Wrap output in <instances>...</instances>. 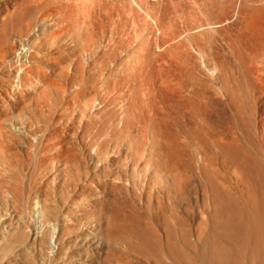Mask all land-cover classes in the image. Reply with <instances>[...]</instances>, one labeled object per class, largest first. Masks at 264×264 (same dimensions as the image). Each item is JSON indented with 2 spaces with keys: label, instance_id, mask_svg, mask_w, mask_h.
Masks as SVG:
<instances>
[{
  "label": "rangeland",
  "instance_id": "rangeland-1",
  "mask_svg": "<svg viewBox=\"0 0 264 264\" xmlns=\"http://www.w3.org/2000/svg\"><path fill=\"white\" fill-rule=\"evenodd\" d=\"M149 1L154 3L153 0ZM228 1L211 0V3L205 0L204 4L203 0H173L175 5L168 4V10L170 16L176 18L177 22L174 20L176 24L181 22L177 19L179 15L191 23L205 18L206 13L207 16L213 14L224 18V4ZM81 2L83 3L82 0H0V128L4 134H9L8 140L2 138L4 148L3 145L0 147V264H162V261L167 263L166 258L155 263L151 262L152 260L145 261L139 254L130 253L122 244H117V239L121 235L123 237L126 229L130 228H133L134 232L136 229L137 232L141 230L138 232L140 235L145 229L144 220L148 219L153 221L163 239L162 226L165 223L172 224L176 216V201L179 200L176 199L177 196L168 178H164L163 184L170 185V191L166 192L174 194V197L171 194V200H166L158 185L153 191H158L159 194L148 192V187L152 184V166L160 159L157 139L160 121H154V117L158 118L160 111L155 103H152H158V100H153L150 91L153 86L156 89L160 88L164 76L176 78L175 75L178 76L177 71L182 63L178 61L180 63L178 64L171 58L170 52L164 51L158 58L152 57L153 61L150 60L147 66L138 68L135 75L131 74V70H121L122 58L127 55L130 46H137V42L127 44L118 41L116 51L108 56L104 55L102 50L107 47L105 40L114 27L121 29L118 25L121 23L131 32L130 22L126 18L118 17L111 1L106 3L108 11L106 6L105 11L96 8L90 14L85 13L84 20L82 12L78 11V7L82 6ZM66 3L71 4L70 7L68 5V9ZM201 3L210 4L207 6L208 11H201L204 8V6L201 8ZM50 15L69 23L66 25L65 22H61L57 30L59 42L71 51L67 49L63 58H54L55 56L49 54L47 49H41L39 55L42 58L41 62H25L26 40L33 41L38 20ZM231 17L230 21L224 22L220 34L223 37L217 35L219 40L216 48L218 47L220 53H224L221 54L226 60L234 63L236 54L233 53V48L239 50V53L241 51L234 44L239 18L236 14ZM119 18L121 20H117ZM87 34L89 37L87 41L94 50L91 55L85 54V61L78 63L80 55L74 56L72 51L81 41L84 43ZM242 54L244 53L241 52ZM24 63L28 76L20 79L22 74L20 68ZM58 65H70L69 72L60 73L57 70ZM80 71L83 73L84 82L76 84L71 82V78ZM43 72L49 74L57 83L59 89L53 96L47 91L41 94L37 88V84L43 79ZM92 79H100V83L95 86L86 84ZM216 84L220 85L219 82ZM211 91L210 89V93ZM211 97L210 103L216 109L214 114L212 113L208 127L212 135L231 138L233 132L239 134L235 110L239 106L244 114L245 104L239 100L229 101L225 95L223 101L213 92ZM173 116L171 115L172 119L168 121V125L166 123L167 128L175 134V136L173 134L175 142L180 143V145L176 143L177 146L185 150L183 153L188 156L184 157L189 159L187 163L190 165L192 144L195 139H202L198 127L203 123L196 121L193 115L191 117L186 115L184 118L182 113V118L179 119L176 114ZM31 130L37 133L35 137L39 136L37 141L33 139L35 137ZM30 139L33 141L32 144L29 143ZM152 142L156 145L151 154ZM104 150H109L113 166L109 164L106 168H100L88 163V154L96 157V153ZM2 155L10 157V166L9 162L8 166L4 163ZM144 169L145 178L142 176ZM108 180L117 187L116 191L107 189ZM13 190L18 191L17 196H14ZM172 199L174 202L170 209L168 202H172ZM161 205L164 206V212ZM106 206L109 207L113 220L120 221V226L115 222L117 227L123 228V231L119 228L114 230L115 235L109 242V250L105 244L106 236L103 234L100 236L96 230L98 222L103 219L102 212L107 209ZM182 207L179 208L180 211ZM40 210L42 212L38 214L37 211ZM182 214L185 215V211H182ZM139 226L141 227L137 228ZM55 229L57 233L59 231L57 246L60 250L58 255L55 253L56 259L52 261L46 258L48 254L44 248L40 249V254L39 249H34L31 243L16 241L19 235L21 239L32 233L47 235V232L52 233ZM108 252L117 260L114 261ZM49 255L51 257V254Z\"/></svg>",
  "mask_w": 264,
  "mask_h": 264
},
{
  "label": "bare ground",
  "instance_id": "bare-ground-1",
  "mask_svg": "<svg viewBox=\"0 0 264 264\" xmlns=\"http://www.w3.org/2000/svg\"><path fill=\"white\" fill-rule=\"evenodd\" d=\"M82 1V6L78 7V11L82 12L84 20H86V14L94 12L96 8L105 11L106 3L111 1L118 17L126 18L130 22L132 33L119 23L121 29L114 27V30L105 40L107 47L102 50V53L108 56L116 51L115 46L118 41H124L127 44L137 42V46H130L127 55L122 58L121 70L128 69V71L131 70V74H134L138 68L147 66L152 57L158 58L164 51L170 52L171 58L176 60L177 63L178 61L182 63L178 68L179 71H177L178 76L175 75L176 78L172 76L166 78L164 76L160 88L156 89L153 86L150 91L153 100H158V103H152H155L156 108L160 111L158 118L154 117V121H160V124H158L159 137L157 138L159 139L158 155L160 159L156 165L152 166V184L148 187V192L159 194L158 191H153L158 185L161 187L159 189L163 191L166 200H171L174 194L171 193V195L166 192L170 191L171 187L163 184L164 178H168L177 196L176 199L179 200L176 201V216L172 220V224L165 223L162 226L163 239L155 228L153 221L148 219L147 221L144 220L145 229L140 235L141 230L138 233V229H136L138 233L136 234L133 231L134 229L130 228V230L126 229L128 233L125 232L123 237L122 235H118L120 238L115 236L118 238L117 244H122L123 248L128 249V252H135L143 260H152L153 263L166 258L167 263L162 261V264H264V0H227L228 3L224 4V18L221 15L213 14L207 16L206 13V16L203 15L205 18H198L199 21H192L194 23L191 21V23L186 22L184 16L179 15L180 12L177 13L179 15H177V19L181 20L179 24H176V18H172L168 10V4H174L173 0H153L154 3H150L149 0ZM208 1L211 2V0ZM204 2L205 0H203ZM66 5L62 4V6ZM209 5L202 4L201 8L203 6L204 8L201 11L207 10ZM106 8L108 11L107 6ZM111 8L113 7L111 6ZM64 9L66 11V8ZM72 13L73 11L70 14ZM202 13L204 14V12ZM235 14L239 19L238 22L236 21L238 32L234 44L241 51L239 53V50L233 48L232 51L236 55L233 59L234 63H232L222 56L224 53L221 52V54L216 45L219 40L217 35L220 36L224 22L229 20L232 15L235 16ZM65 21L51 15L41 17L37 22V27H35L36 33L33 34L35 38L33 41L27 39L25 42L26 58H24V61L29 63L33 61L41 62L42 58L39 56L41 49H47L49 54L55 56L54 58H63L69 48L59 42L57 28L61 22ZM69 22L71 23L70 18ZM65 23L69 25L68 22ZM88 39L87 34L84 43L81 41L72 51L74 56L80 55L78 63L85 61V54L91 55L94 50L93 46L87 41ZM69 50L71 51V49ZM241 52L244 53L242 54L244 57ZM173 59L172 61H174ZM177 63L176 65L180 64ZM25 65L26 63L20 68L22 70L20 79L28 76V73L25 72ZM57 70L60 73H67L70 70V65H58ZM170 73L169 75H171ZM42 78L40 84H37L41 94L47 91L50 96L55 95V92L57 93L59 89L56 81L47 73H44ZM83 78V73L80 71L71 78V82L75 84L76 82L82 83L84 82ZM100 79H92L86 84L95 86L100 83ZM216 82H219L220 85L218 86ZM210 89L212 90L211 93ZM212 92L223 101H225L223 99L225 95V98L229 101L239 100V102L245 104L244 114H242L239 106H236L237 110H235V120L239 122V134L233 132L231 138H219V136L212 135V132H210L208 128L209 121L213 116L212 113L216 110L210 103ZM151 108L153 109V107ZM151 108L150 112L152 111ZM182 113L184 118L186 115H190V117L193 115L196 121L203 123L202 126L198 127V131L202 133V139H195L194 144H192L193 154L191 153L192 157L189 156L190 165L187 163L189 159H186L188 155L186 156L183 153L185 150L177 146L180 143L175 142L174 133L171 132L170 128H167L168 121L172 119L171 115L175 116L176 114L179 119L182 118ZM31 132L35 137L37 133L34 130H31ZM6 134L0 128V147L4 143L2 138L8 140L9 134ZM38 137L33 139L37 141ZM29 141L30 144L33 143L31 139ZM155 145L156 143L151 144V154ZM109 156V150H104V152L96 153V157L88 154L87 160L89 164L95 167L106 168V165H114ZM81 157L83 156L81 155ZM2 158L4 163L9 162L10 166V157L2 155ZM74 160L76 161V158ZM80 160L82 159L80 158ZM84 167L86 169L87 164ZM143 172L142 176L145 178L146 170ZM133 176H136V174H133ZM115 178L117 179V177ZM107 183V189L117 190L112 181L108 180ZM17 192H13L14 196H17ZM173 202L174 200L168 202L170 209H172ZM181 207L182 210L180 211L179 208L181 209ZM108 208L102 212L103 219H100L96 228L100 236L102 234L104 237L106 236L105 244L107 248L110 247L109 242L115 235L114 230L119 228L116 224L118 219L117 222L114 221L116 219L113 220L112 215H110L111 211ZM161 208L164 212V206ZM182 211H185V215L182 214ZM37 212L40 214L42 211ZM119 220L124 221L123 219ZM133 220L135 221V219ZM119 222L118 226H120ZM56 231V229L52 233L49 231L47 235L32 233V235L28 234L26 238L23 237L22 239L19 235L16 241H24L26 244L31 243L34 249H39L40 254V249L44 248L48 254L46 258L52 261L54 258L56 259L55 253L58 255L60 250L57 246L59 231L58 233ZM49 254H51V257ZM107 254L110 257L113 256L109 252ZM112 259L115 261L116 258L112 257Z\"/></svg>",
  "mask_w": 264,
  "mask_h": 264
}]
</instances>
